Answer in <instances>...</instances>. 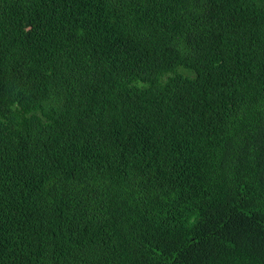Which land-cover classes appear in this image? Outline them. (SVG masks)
<instances>
[{"label": "trees", "instance_id": "1", "mask_svg": "<svg viewBox=\"0 0 264 264\" xmlns=\"http://www.w3.org/2000/svg\"><path fill=\"white\" fill-rule=\"evenodd\" d=\"M0 264H264V0H0Z\"/></svg>", "mask_w": 264, "mask_h": 264}]
</instances>
